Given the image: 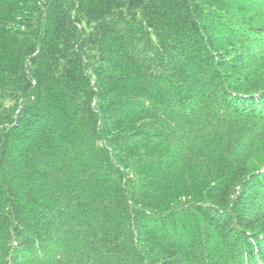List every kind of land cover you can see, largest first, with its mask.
<instances>
[{
    "label": "trees",
    "instance_id": "obj_1",
    "mask_svg": "<svg viewBox=\"0 0 264 264\" xmlns=\"http://www.w3.org/2000/svg\"><path fill=\"white\" fill-rule=\"evenodd\" d=\"M0 264H264V0H0Z\"/></svg>",
    "mask_w": 264,
    "mask_h": 264
}]
</instances>
